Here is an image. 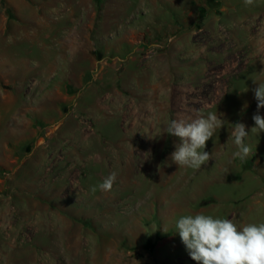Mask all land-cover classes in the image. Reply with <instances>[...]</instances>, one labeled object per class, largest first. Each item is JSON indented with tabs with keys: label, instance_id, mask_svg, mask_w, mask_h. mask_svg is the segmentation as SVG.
<instances>
[{
	"label": "rangeland",
	"instance_id": "1",
	"mask_svg": "<svg viewBox=\"0 0 264 264\" xmlns=\"http://www.w3.org/2000/svg\"><path fill=\"white\" fill-rule=\"evenodd\" d=\"M262 62L264 0H0V264H197L181 216L264 223V132L231 135ZM209 112L179 168L168 123Z\"/></svg>",
	"mask_w": 264,
	"mask_h": 264
},
{
	"label": "clouds",
	"instance_id": "2",
	"mask_svg": "<svg viewBox=\"0 0 264 264\" xmlns=\"http://www.w3.org/2000/svg\"><path fill=\"white\" fill-rule=\"evenodd\" d=\"M246 6L254 0H244ZM264 63V62H262ZM264 72V71H261ZM257 101V112L253 115L254 126L247 130L246 125L237 122L232 137L237 147L233 158L247 159L252 147L245 143L250 134L264 132V116L259 110L264 108V81L252 80ZM224 127V120L216 112L197 118L173 119L168 123L165 133L178 137L180 143L171 154V160L181 167L200 169L211 159V153L205 151L207 142L212 139L217 128ZM116 180L113 172L101 183L91 188L102 192L111 191ZM176 233L185 246L191 259L197 264H264V223H248L242 228L228 218L214 217L204 213L187 214L175 222ZM166 233V229L163 228Z\"/></svg>",
	"mask_w": 264,
	"mask_h": 264
}]
</instances>
